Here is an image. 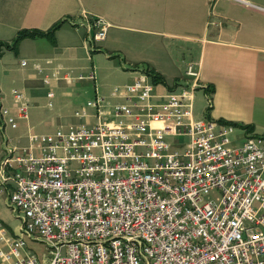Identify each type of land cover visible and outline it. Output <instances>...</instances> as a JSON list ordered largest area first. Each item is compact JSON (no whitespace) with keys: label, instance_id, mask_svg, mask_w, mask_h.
I'll use <instances>...</instances> for the list:
<instances>
[{"label":"built area","instance_id":"1","mask_svg":"<svg viewBox=\"0 0 264 264\" xmlns=\"http://www.w3.org/2000/svg\"><path fill=\"white\" fill-rule=\"evenodd\" d=\"M83 18L95 50L108 24ZM184 75L161 103L139 75L121 90L131 105L108 114L87 103L97 124L6 146L0 195L21 225L11 237L0 223V264H264V136L240 140L232 125L194 119L198 65ZM12 95L16 113L1 107L0 117L16 128L29 103ZM26 239L48 256L39 262Z\"/></svg>","mask_w":264,"mask_h":264},{"label":"crops","instance_id":"2","mask_svg":"<svg viewBox=\"0 0 264 264\" xmlns=\"http://www.w3.org/2000/svg\"><path fill=\"white\" fill-rule=\"evenodd\" d=\"M84 15L108 24L95 50ZM57 23L51 37L27 36L11 48L20 31L46 33ZM0 43V108L16 113L13 89L29 103L16 128L0 117V160L6 146L27 148L30 132L97 124L88 102L98 100L108 114L115 104L131 105L121 90L139 75L154 84L152 100L161 103L184 81L190 62L202 86L193 91V118L232 125L240 140L264 136V0H0ZM99 69L121 83L100 93ZM88 93L93 100L79 104ZM54 97L56 108L44 112ZM14 215L6 193L0 195V223L11 237L20 233Z\"/></svg>","mask_w":264,"mask_h":264},{"label":"rangeland","instance_id":"3","mask_svg":"<svg viewBox=\"0 0 264 264\" xmlns=\"http://www.w3.org/2000/svg\"><path fill=\"white\" fill-rule=\"evenodd\" d=\"M111 71L110 70H107V69H99L98 70V74H97V78H98V82H101L103 84H105V86L103 88H100L99 87V92L100 93H107L114 85L118 84V83H121L119 82L118 79H114L112 78L110 75L109 76H105L106 74L110 73ZM102 76H105L102 78ZM90 92L93 93V89H90ZM44 95H45V90H44ZM93 97V95H91V93H88L86 94L85 96L81 97L80 100H79V104H83L85 105L86 102L88 100H90L91 98ZM55 100L56 98L54 97L53 101H52V107H46L44 108V112H52L54 110L53 107L56 108V103H55ZM93 100V99H91ZM45 102V100L43 101ZM14 104V103H13ZM54 128L55 127H51L49 126L47 130L45 131H40V130H36V132H39V133H54ZM168 140L173 143V144H176L177 142H179L178 140H175L173 141L171 138H168ZM180 142H185V139H181ZM14 213V212H13ZM17 214V213H15ZM15 219H16V215L13 216ZM18 221V219H16ZM21 225V224H20ZM20 225H19V229H20ZM8 231V230H7ZM8 233L11 235V233L8 231ZM26 244H27V248L29 250H31L32 253L35 254V256L37 257V259L40 261H42V259L46 256H48V250L47 248L42 244L40 243L38 240H29V239H26Z\"/></svg>","mask_w":264,"mask_h":264},{"label":"trees","instance_id":"4","mask_svg":"<svg viewBox=\"0 0 264 264\" xmlns=\"http://www.w3.org/2000/svg\"><path fill=\"white\" fill-rule=\"evenodd\" d=\"M59 26V23L55 24L48 32L44 33V32H41V31H20L17 36L15 37V39L13 40V47L11 48H14L17 44V42L24 38V37H34V36H48V37H51L54 30H56ZM0 45H2V43H0ZM7 47H9L8 45H6ZM150 75L153 77V80L154 82H158V80H160L159 76L157 74H154L152 72H149ZM245 129H247V131H251L250 127H245Z\"/></svg>","mask_w":264,"mask_h":264}]
</instances>
